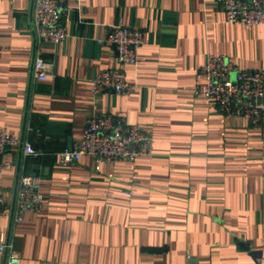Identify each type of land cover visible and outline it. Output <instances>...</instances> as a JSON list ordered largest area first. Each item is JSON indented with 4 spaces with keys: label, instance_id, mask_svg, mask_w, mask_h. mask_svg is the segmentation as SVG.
Returning <instances> with one entry per match:
<instances>
[{
    "label": "crops",
    "instance_id": "1",
    "mask_svg": "<svg viewBox=\"0 0 264 264\" xmlns=\"http://www.w3.org/2000/svg\"><path fill=\"white\" fill-rule=\"evenodd\" d=\"M67 6L69 38L41 48L55 71L33 82L34 0H0V129L39 151L4 156L17 165L0 171V196L14 206L22 172L39 175L45 196L41 211L15 225L0 216L20 264H264V130L196 93L209 53L264 68V23H231L218 0ZM119 23L145 33L140 60L125 66L135 89L95 94L91 78L119 66L100 41ZM105 113L150 132L154 152L99 168L89 155L59 163L88 117Z\"/></svg>",
    "mask_w": 264,
    "mask_h": 264
},
{
    "label": "built area",
    "instance_id": "2",
    "mask_svg": "<svg viewBox=\"0 0 264 264\" xmlns=\"http://www.w3.org/2000/svg\"><path fill=\"white\" fill-rule=\"evenodd\" d=\"M67 1L34 0L33 82L44 81L55 71L54 62L42 55V45H58L70 36L64 23L68 11ZM218 1L231 23H264V0ZM100 41L116 49L119 66L102 70L92 77V91L95 94L104 91L131 94L135 84L128 79L125 66L135 65L140 60V48L146 42L143 29L122 23L114 24ZM201 80L205 83L201 84ZM197 81L196 93L207 97L219 113L243 116L250 127L264 130V68L245 69L224 54L209 53L206 63L198 72ZM26 129H33L29 122ZM18 149L23 150L25 157L39 155V151L25 136L0 129V171L16 167V159L4 156ZM153 152V135L150 132L139 124L130 123L123 116L105 113L88 117L82 137L72 147L59 151L56 157L59 163L70 165L83 155H89L99 168L101 163L135 161L139 156ZM44 201L39 175L22 172L18 177L14 206L0 196V216L10 218L15 225L23 219L25 212L41 211ZM11 235V231L1 234L0 254L5 255V264H20L21 257Z\"/></svg>",
    "mask_w": 264,
    "mask_h": 264
},
{
    "label": "water",
    "instance_id": "3",
    "mask_svg": "<svg viewBox=\"0 0 264 264\" xmlns=\"http://www.w3.org/2000/svg\"><path fill=\"white\" fill-rule=\"evenodd\" d=\"M259 254H260L259 251H257V250L253 251V255H255V256H258Z\"/></svg>",
    "mask_w": 264,
    "mask_h": 264
}]
</instances>
